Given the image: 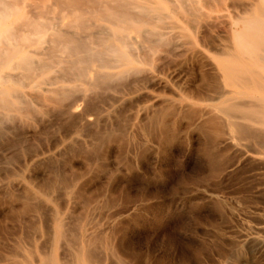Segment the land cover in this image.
<instances>
[{
  "label": "rangeland",
  "instance_id": "obj_1",
  "mask_svg": "<svg viewBox=\"0 0 264 264\" xmlns=\"http://www.w3.org/2000/svg\"><path fill=\"white\" fill-rule=\"evenodd\" d=\"M79 1L86 5L88 0L85 3V0ZM149 1L152 2L149 3L150 19L152 16V25L148 26L151 31L147 33L149 37L147 34L142 36L140 33H134L137 40L134 51L144 59L141 58V62L135 63L134 68L130 69V74L126 71L127 75L124 72V75L120 76L125 78L121 80L124 82L141 70V73L146 71L151 78L149 82L141 83L142 87L141 84L139 87L136 85V88L134 85L125 84L116 99L108 97L109 94L106 96L105 92L102 94L109 85L102 83L103 85L100 84L102 86L99 85L95 90L96 93L93 88L92 91L89 89V102L83 101L84 80L81 81L82 78L78 77L76 80V75H72L74 68L72 71L70 63L66 62L52 64L49 71L33 77L32 80L23 78L22 82L13 86L19 90L15 102H20L21 94L22 102H28H25L27 107L25 103L21 104L24 106L22 108L27 110L22 111L26 113L25 119L28 122H17L14 125L7 123L5 126L9 128L3 130L4 135L0 138V203H4L6 199L4 205L0 204V263L3 258L9 257L18 244L25 249L36 248L38 254L40 250L45 254L50 252L52 240L44 231L52 230L49 218L51 211L42 206V213L45 214L37 221V217H32L31 213L17 216V211L22 206L23 196L29 190L43 192L45 189L46 192L47 186L53 183L55 178L62 177L74 184H84L82 191H85L83 194L86 197H96L98 194L99 204L103 203L106 197L112 198L113 211L116 210L115 212L119 213L117 216L122 218L120 223L115 224V217L103 210L94 215L95 221L89 225L90 230L100 236L98 251L101 261L104 258L102 264H120V261H123V264H264L263 249L260 251L252 243L240 242L242 233H247L258 225V210L261 211L263 222L261 229L264 227V193H260V179L251 177L246 167L247 172L241 169L232 174H221L229 158L224 156V152L222 155L220 147L212 145L206 135L196 127L190 111L180 114L182 118H179L180 115L167 116L165 119L168 124L164 132L148 128L146 118L150 112L149 108L163 107L162 101L165 98L176 104L189 105L191 110L208 105L203 93L205 90H202L204 88L201 77H212L213 67L218 66L221 61L232 60L230 53L239 48L233 39L234 32L242 27L238 20L240 17L255 15L253 6L257 4V0H183L185 3L178 0ZM11 2L14 9H20L15 14L26 13L25 16L29 18L38 17L42 13L55 16L60 11L58 0H10ZM171 4H176V9L173 7L175 5L171 7ZM193 10L199 15L193 13ZM251 18L254 19L253 16ZM38 19L42 20L40 16ZM6 25L0 24V40L8 37L5 36L8 35L4 30ZM158 31L161 33L157 34ZM143 52L145 54H142ZM17 60L18 58L12 59L4 70L13 74L18 71L16 75H24L28 69L23 71L18 65L16 68ZM61 64L69 68H66L68 73L62 71ZM63 72L67 73L64 75L68 78L62 75ZM54 80L56 83L50 85L51 92L42 91L46 81L51 83ZM78 83L83 85L82 90L77 88L80 87ZM7 85L11 83L0 82V88H6ZM104 86L105 88H102ZM55 87L61 91L64 89V98L60 97L61 93L58 97L61 91ZM126 87L129 88L126 90ZM79 91L83 92L79 94ZM44 95L48 98H44ZM77 103L80 106L72 114L73 117L70 116L72 118L59 115L60 108L64 109ZM89 104L97 106L96 109L90 108ZM4 112L13 113L9 110ZM81 115L92 118L95 123L86 126L80 133H74L75 128L83 122ZM33 130L37 131V134L33 135ZM110 132L114 140L101 148L102 156L87 153L96 141V134ZM13 142L24 148L33 145V148L40 152L35 158L36 162L27 161V166L24 167L23 153L14 152L9 148ZM67 144H70L71 148H68ZM262 173L264 174V171ZM58 193H52L55 195L52 196L51 204L58 210H63H60L63 217L68 213L82 214L84 208L79 209L82 204L72 208V202L65 203V200L62 201V193ZM41 221L49 225H41ZM98 236L96 235L97 238ZM261 241H264L262 230ZM238 242L240 243L235 249L234 243ZM63 254L66 257L62 248L56 249L59 262L67 259ZM109 254L111 255L108 256ZM18 256L17 259L21 260Z\"/></svg>",
  "mask_w": 264,
  "mask_h": 264
},
{
  "label": "bare ground",
  "instance_id": "obj_2",
  "mask_svg": "<svg viewBox=\"0 0 264 264\" xmlns=\"http://www.w3.org/2000/svg\"><path fill=\"white\" fill-rule=\"evenodd\" d=\"M51 1L52 0H50V2ZM86 1L87 0H85L84 3ZM178 1L181 3H185L183 2V0H178ZM58 2H59L58 6L60 7V11L58 10L59 12L57 13V15L47 16L46 14H43L40 11L42 13L38 15V17L40 16V18L42 19L40 21L36 16H34V18L26 17L25 16L26 13L25 14L22 13L19 15L15 14L16 11L20 10L19 8L14 9V6L12 5L13 3L12 2L10 3V0H0V24L3 23L7 24L4 30L8 33V35L7 34L5 35L6 37L8 36L5 40H2V38L0 40V82L7 83L9 81L11 83V85H7L6 88H0V138L3 137L4 135L3 130L7 127L5 126L7 125V123L10 125H14L17 124V122L20 123H25V121L28 122L27 119H25L26 113L24 114L23 113L24 111H22L26 109L22 108L24 107L23 105L21 106V104H24L26 101L22 102L23 97L21 96L23 95L21 94L19 96L20 97L19 99H21L19 100L20 102H15L16 101L15 99L18 98L19 90H17L13 86L19 84L23 78H25V80L31 78L32 80L33 77L39 76L45 71H49L51 69V66H53L52 64H56L60 62L70 63L71 66L70 69H72L73 71L74 68L76 72V74L75 72L73 74L71 73L74 76L76 75L75 79L77 80L78 78L79 79L82 78L81 81L84 80V82L82 83L85 85V88H84V92L82 91L83 92L82 99L83 101L88 100V102L90 101L89 98L87 99V97L89 96L88 95L89 89L91 88L90 91H92L93 88L95 92L97 87H99V85L102 83L109 84L106 86V88L105 86L102 87L105 88L102 94L105 92L106 96L109 94L108 97L110 96L111 98L118 99L119 98L118 94L119 93L121 94V90L122 88H124V86L134 85L135 87L136 85L138 86L141 83L147 82L151 78L150 74L147 73L146 71H143L145 73H141L142 70L140 73H137L133 78L132 77L131 79L128 78V81L124 80L123 82L121 80L125 78L120 77L122 74L124 75V72L125 75H127L126 71H128L129 72L128 74H130L131 71L130 69L134 68L135 63L141 62V60L144 59L143 56H141L139 53H136L134 51V44L137 41L134 33L135 34L140 33V35L142 36L143 35L146 36L147 33L149 34L148 31L150 30H148V26L151 24L150 20L152 19V16L150 19V15H149L150 13L149 3L151 1L149 0H88L86 2L87 3L86 5L79 0H58ZM49 5L51 6V4ZM172 6L175 9L177 7L176 4H171V7ZM194 6L193 8H195ZM213 10H215V8ZM253 10L255 11V15H252L254 19L251 18L252 16H249V17H240V19L238 20L242 23V27L239 26L240 27L239 30L234 32L233 39L234 42L239 46V48L237 51L233 50V52L230 53V55L232 56V60L221 61L218 66L213 68L211 66L212 70H214L212 77L211 75H209L210 77L208 76L201 77V81L203 84L202 87L204 88L202 90H205V92L203 93L206 95L205 100L208 101V105H206V107H203L201 109L191 110V107H189V105L176 104L165 98L162 101L163 102L162 108L160 109L149 108L150 111L149 114L147 113V117L145 115L144 116L148 120L147 121L148 128H152L151 130L153 131L160 130L164 132L166 131L168 124L166 123V119H165L167 116L175 117L182 114L185 111H190L196 127L206 135L207 139L212 145L216 147L217 146L220 147V149L222 150L221 151L219 149L221 151L220 152L221 154L224 152L223 153L224 156L226 155L229 158V162L226 164L227 166H225L221 174L228 175L241 169L247 172L246 168H248V172L251 175V177L260 179L261 181L260 193L263 194L264 181L262 180V174H263L262 172L264 171V0H257V4L253 6ZM56 12L54 14H56ZM193 13H195L194 10ZM199 13L201 12L199 11ZM201 15H203V13ZM160 25L162 26L163 24ZM160 33L161 32L159 31L157 32V34ZM148 34L147 37H149ZM212 39H214V37ZM144 42H146V39L144 40ZM144 48H146V46ZM142 54L145 53L143 52ZM14 58H18L19 60V61L17 60L18 64H16V68L18 65V68L20 67V69L23 71L25 70V68L26 70L28 69L27 72L24 73V75H16L18 71L17 73L13 74L11 72L4 70L5 69L4 67L8 63H10ZM63 64H61V66H63ZM13 67L14 66H12V68ZM29 67H30V71H29ZM63 68L62 71L64 70L68 73L67 69L69 68H67V66L65 67V69L67 68L66 70ZM107 69L115 70V71L109 72L107 71ZM64 73L65 72H63L62 75H64ZM65 76L66 75H64V77ZM66 77L68 78V76ZM71 77L72 76H70V78ZM118 77H120V79ZM44 80L45 79H43L42 81ZM113 80L114 81L116 80L115 83H111V81ZM66 81L68 82V80ZM54 82L55 80L51 83L46 81L45 87L42 88V91L51 92L50 85H52ZM79 85L80 87L77 86V88L78 89L80 88V90H82L83 85L82 86L81 84ZM58 87L57 88L55 87L56 90L59 89ZM140 87H142V84ZM127 88L129 87H126V90ZM59 91H61V89H59ZM63 91L64 89H62V91L59 92L58 97L61 93L60 97L64 98L62 94ZM56 92L55 93L52 92V93L57 94ZM82 92L79 91V94H81ZM125 93L127 92L125 91ZM79 94L77 95L79 96ZM45 96L47 95H44V98H48V96L47 97ZM50 99L52 98L50 97ZM75 102L76 100L73 103ZM26 103L25 105L27 107ZM90 104L93 105L92 103ZM78 106L80 105L77 103V104H71L68 107H64V109L60 108L58 111L59 115L66 116L68 118L72 116V114L77 110L76 108ZM94 107L91 106L90 108H94ZM96 107L94 109H96ZM6 110L7 111L9 110L13 113L9 114L7 112H4ZM187 116L190 117V115ZM80 117H82L81 120H83V122H81L78 128L76 127L75 130L73 129L74 133H80V131H82L86 126L95 123V120L93 121L92 118L86 116L83 117L82 115ZM182 117L183 116L180 115L179 118ZM35 134H37V131L35 132L33 130V135ZM96 135H97L96 141L93 142L92 145L90 143L91 147L89 148V150H87V153L90 155L97 156L100 154L101 148L103 146H106V144H109V142H111V140L114 139H112L111 132L103 135L102 134L100 135L96 134ZM69 146L70 144L68 145V148ZM110 146L108 148H110ZM9 148H12L14 152H18L20 154L23 153L24 156L22 155V157H24V160L22 164L24 165V167L27 166L26 165L27 161H33V160L35 161L36 160L35 158L38 157V153H40L37 152L35 148H33V145L28 146V148H24L23 146H19L18 143L13 142L11 145H9ZM100 155L102 156L103 154ZM222 155L221 158L223 157ZM60 178L59 177L55 178L53 183L47 186L46 192L45 189L43 192L42 190L41 192L38 191L34 192L32 190H29L27 194L23 196L21 201L22 206L17 211V216H23L31 213L32 217L33 216L37 217V219H35L36 221L38 220V218L41 220L45 214L42 213V206L48 208L51 211L49 218L51 219L52 225L50 226L52 227L49 228L52 230L50 232L44 231V233H47L49 238L52 240L50 252L45 254L42 253L40 250L38 254L36 248L31 250L27 248L25 249L24 246L18 244L16 248L13 250V252L11 251L12 253L9 254V257L5 259L3 258L0 264H102L103 263L102 261H104V258L101 261V255L99 254L100 252L98 251L101 244L100 236H98V234H94V232L90 230L91 228H89V225L93 224L94 215L100 214L101 212H103V210H107V212H110L111 216L115 217L113 220L115 224L121 222L122 218H119L117 216L119 213L115 212L116 210L113 211L114 203L112 198L106 197V199L102 201L103 203L99 204L98 203L99 201L97 199V197H99L98 194L96 197L84 196L83 193L85 191H82L84 184L78 185L71 183V181H67L63 179L62 177ZM111 183L112 182H110L109 185H111ZM58 191L61 192L63 195L64 199L62 198L63 199L62 201L65 200V203L72 202V208H74L76 205L79 206V204H82L80 205L82 207L79 208L80 210L81 208L85 209V210L82 209L83 210L82 214L73 215L71 213L70 214L68 213L66 214V216L63 217L60 212L61 210L60 206H59L60 210H58L56 207H54L51 204L53 202L52 196L55 195L52 193L57 192V194H59ZM57 196L59 197L60 195ZM61 197L62 196H60V198ZM1 203L4 205L2 201ZM7 204L10 203L7 202ZM12 205H10L11 209L13 208ZM17 206L19 207V205ZM262 209L264 210V208ZM12 210H14V208ZM256 216L259 219L258 225L254 228H251L249 232L242 233L240 236L241 237L240 242L252 243L256 246L258 250L261 251V249H263L264 251V241H261V230L264 232V227H262L261 229V223H263L261 222V211L258 210ZM16 218L13 219L16 220ZM42 222L43 221H41V225L43 224ZM96 235L98 236V238L96 237ZM240 242L234 243L235 249L238 247ZM57 248H62L64 250L66 257L64 256V254L63 256L65 257V259L67 258L66 260H62V262H59L57 260L56 258ZM18 254L20 255L22 254V255L18 256ZM16 255L20 257L21 260L17 259ZM110 255L111 254H109L108 256ZM236 256L238 257L239 255L237 254ZM237 257L236 259H238ZM120 264H123V261H120Z\"/></svg>",
  "mask_w": 264,
  "mask_h": 264
}]
</instances>
